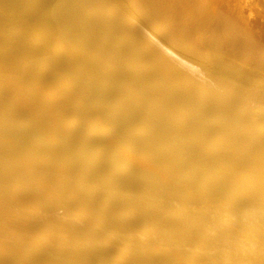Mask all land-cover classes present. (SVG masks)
I'll return each instance as SVG.
<instances>
[{"label":"bare ground","instance_id":"1","mask_svg":"<svg viewBox=\"0 0 264 264\" xmlns=\"http://www.w3.org/2000/svg\"><path fill=\"white\" fill-rule=\"evenodd\" d=\"M253 5L0 0V264H264Z\"/></svg>","mask_w":264,"mask_h":264},{"label":"rangeland","instance_id":"2","mask_svg":"<svg viewBox=\"0 0 264 264\" xmlns=\"http://www.w3.org/2000/svg\"><path fill=\"white\" fill-rule=\"evenodd\" d=\"M251 1H255V0H251ZM248 10L246 9V13H248L249 15L252 14V17H254L255 14H258L257 16H259V17H261V16H262V18L264 17V11L256 5H253L251 10H249V11Z\"/></svg>","mask_w":264,"mask_h":264}]
</instances>
